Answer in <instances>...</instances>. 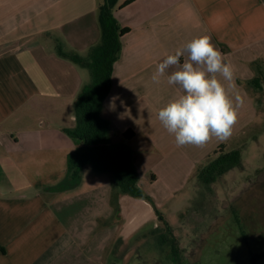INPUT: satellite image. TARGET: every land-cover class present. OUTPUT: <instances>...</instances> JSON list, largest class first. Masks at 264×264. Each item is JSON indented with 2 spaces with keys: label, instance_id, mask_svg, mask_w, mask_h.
I'll return each instance as SVG.
<instances>
[{
  "label": "crops",
  "instance_id": "crops-1",
  "mask_svg": "<svg viewBox=\"0 0 264 264\" xmlns=\"http://www.w3.org/2000/svg\"><path fill=\"white\" fill-rule=\"evenodd\" d=\"M102 1L0 0V264H94L105 243L124 244L161 225L148 202L119 195L111 175L91 166L78 187L51 190L66 177L76 147L63 129L76 125L75 100L86 81L82 68L58 56L55 38L67 45L81 38L74 50L89 54L101 40ZM125 1L118 0L114 16L130 32L102 116L112 123V143L131 149L140 185L161 209L165 194L182 188L220 146L229 147L251 115L245 101L228 140L177 147L157 118L182 94L167 84L176 69L159 84L151 76L167 55L208 35L234 68L233 99L244 101L257 78L264 87V0H136L121 8ZM130 130L132 138L122 136ZM140 163L151 165L149 179Z\"/></svg>",
  "mask_w": 264,
  "mask_h": 264
},
{
  "label": "rangeland",
  "instance_id": "rangeland-1",
  "mask_svg": "<svg viewBox=\"0 0 264 264\" xmlns=\"http://www.w3.org/2000/svg\"><path fill=\"white\" fill-rule=\"evenodd\" d=\"M98 31L101 37L100 27ZM72 40L82 45L81 38L78 42L77 38ZM71 43H65L67 50L80 54L74 50L76 44ZM80 55L86 57L88 52ZM82 74L88 84L90 72L82 69ZM249 87L251 91L244 102L250 103L247 113L251 123L231 137L228 147L229 151L240 150L242 165L214 184V192H203L202 185L199 192L195 175L176 192H165L161 211L192 256L176 263L168 254L170 250H162L153 239L150 225L127 243L118 239L105 243L102 259L94 264H264V90L255 93V88ZM249 107H256L255 115ZM139 167L149 179L151 165L140 163Z\"/></svg>",
  "mask_w": 264,
  "mask_h": 264
},
{
  "label": "trees",
  "instance_id": "trees-1",
  "mask_svg": "<svg viewBox=\"0 0 264 264\" xmlns=\"http://www.w3.org/2000/svg\"><path fill=\"white\" fill-rule=\"evenodd\" d=\"M134 1L136 0H127L120 7H125ZM117 5L118 0L102 1L99 8L101 40L91 49L88 56L84 57L67 50L65 42L55 38L58 56L82 69H87L91 80L82 87L76 97L75 127L63 129V132L76 144L75 150L68 157L67 175L51 190L63 192L78 187L82 182V174L86 166H91L98 173L111 175L119 195H129L144 200L154 208L161 225L157 228L152 226V237L162 250H170L168 254L177 263L187 256H192L190 250L182 246L155 197L141 187L140 175L134 165L131 149L127 146L118 147L112 143V123L102 116L104 102L112 90L114 65L122 51V37L130 32V28L122 27L114 16ZM260 81L257 78L252 85L263 91L264 87ZM134 135L131 130L122 134L126 139ZM241 165L239 149L229 151L226 145L220 146L208 157L206 164L198 167L195 172L199 192L201 185L203 192H214L212 188L214 184ZM202 245L197 249L199 253Z\"/></svg>",
  "mask_w": 264,
  "mask_h": 264
},
{
  "label": "clouds",
  "instance_id": "clouds-1",
  "mask_svg": "<svg viewBox=\"0 0 264 264\" xmlns=\"http://www.w3.org/2000/svg\"><path fill=\"white\" fill-rule=\"evenodd\" d=\"M184 56L187 58L181 64ZM170 68L176 70L167 76V84L178 85L182 94L160 108L157 118L174 136L176 146L202 147L213 137L221 142L228 140L244 101L239 94L233 99L234 68L211 43V37H195L167 55L157 65L152 82L161 83ZM117 99L112 97L110 103L114 106Z\"/></svg>",
  "mask_w": 264,
  "mask_h": 264
}]
</instances>
